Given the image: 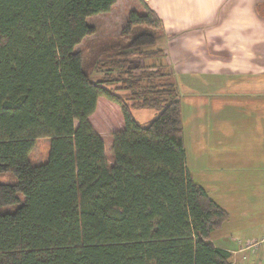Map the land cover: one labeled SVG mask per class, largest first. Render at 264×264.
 Wrapping results in <instances>:
<instances>
[{"label": "trees", "instance_id": "trees-1", "mask_svg": "<svg viewBox=\"0 0 264 264\" xmlns=\"http://www.w3.org/2000/svg\"><path fill=\"white\" fill-rule=\"evenodd\" d=\"M137 1L119 36L75 49L116 0H0V172L15 176L0 183V264H229L211 240L228 214L186 167L162 19ZM99 97L123 118L108 155ZM140 108L157 112L142 124Z\"/></svg>", "mask_w": 264, "mask_h": 264}, {"label": "crops", "instance_id": "crops-1", "mask_svg": "<svg viewBox=\"0 0 264 264\" xmlns=\"http://www.w3.org/2000/svg\"><path fill=\"white\" fill-rule=\"evenodd\" d=\"M144 1L162 19L182 122L203 135L189 160L184 143L186 167L228 214L211 240L229 264H264V243L243 248L264 236V0Z\"/></svg>", "mask_w": 264, "mask_h": 264}, {"label": "rangeland", "instance_id": "rangeland-1", "mask_svg": "<svg viewBox=\"0 0 264 264\" xmlns=\"http://www.w3.org/2000/svg\"><path fill=\"white\" fill-rule=\"evenodd\" d=\"M130 9H136L138 12H141V7L137 0H116L111 9L106 13H99L87 17V21L95 27V32L83 39V41L75 46V49L83 48L86 49L91 38H100L103 41L105 37L116 38L119 36V33L124 26L127 13ZM158 45L161 46V41L158 42ZM88 55V54H87ZM146 60V59H145ZM164 62H167V53L162 59ZM151 60H147L150 62ZM168 63V62H167ZM170 81H177L171 72L169 77ZM176 83V82H175ZM180 89V86H177ZM182 89V88H181ZM156 109H134L132 113L134 117L142 124L147 123L151 118L156 114ZM184 116V110H183ZM90 122L93 125L94 129L100 134L101 138L104 141L105 145V154H109V148L111 144V135L110 131L119 129L123 125V118L119 109V106L113 102H110L103 97L97 99V104L94 112L90 115ZM183 141L189 156L192 157L199 149H202V137L203 135L193 132L191 129L194 128L195 124L191 120L187 122L186 117L183 118ZM187 123H189L187 125ZM198 140V141H197ZM48 140L46 138H39L35 141V144L30 152V159L33 163L42 162L46 159ZM190 166V165H189ZM15 176L12 172H0V183H14Z\"/></svg>", "mask_w": 264, "mask_h": 264}, {"label": "built area", "instance_id": "built-area-1", "mask_svg": "<svg viewBox=\"0 0 264 264\" xmlns=\"http://www.w3.org/2000/svg\"><path fill=\"white\" fill-rule=\"evenodd\" d=\"M263 243H264V236L256 240L246 241L245 244L243 245V248H256L258 245Z\"/></svg>", "mask_w": 264, "mask_h": 264}]
</instances>
